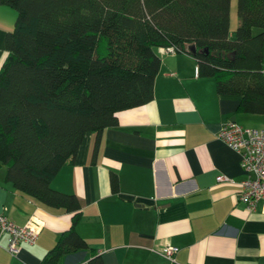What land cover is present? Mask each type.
I'll list each match as a JSON object with an SVG mask.
<instances>
[{
    "label": "trees",
    "instance_id": "obj_1",
    "mask_svg": "<svg viewBox=\"0 0 264 264\" xmlns=\"http://www.w3.org/2000/svg\"><path fill=\"white\" fill-rule=\"evenodd\" d=\"M0 4L17 12L0 64V169L19 192L72 216L40 264L90 249L76 228L81 199L52 188V178L74 163L87 133L99 136L120 111L152 100L161 67L155 47L189 53L218 93L241 97L237 113L264 115V0H237L232 38L231 0ZM102 263L97 255L88 264Z\"/></svg>",
    "mask_w": 264,
    "mask_h": 264
},
{
    "label": "crops",
    "instance_id": "obj_2",
    "mask_svg": "<svg viewBox=\"0 0 264 264\" xmlns=\"http://www.w3.org/2000/svg\"><path fill=\"white\" fill-rule=\"evenodd\" d=\"M17 12L0 4V64L6 35ZM161 58L152 100L119 112L118 124L98 136L89 132L74 163L53 177L57 191L76 194L83 204L76 227L90 249L65 256L63 264H264V209L237 202L247 176L240 154L218 135L233 116L245 126H264V115L237 113L240 96L217 92L215 78L200 75L189 53L155 47ZM3 170L1 167L0 171ZM118 178L111 189V175ZM0 177V214L23 226L41 228L35 244L12 256L0 231V264H40L71 215L40 204ZM179 247L176 260L158 253Z\"/></svg>",
    "mask_w": 264,
    "mask_h": 264
},
{
    "label": "built area",
    "instance_id": "obj_3",
    "mask_svg": "<svg viewBox=\"0 0 264 264\" xmlns=\"http://www.w3.org/2000/svg\"><path fill=\"white\" fill-rule=\"evenodd\" d=\"M218 135L240 154L241 165L247 176L235 181L224 175H218L217 181L237 184L239 188L236 195L237 202L244 204L247 209L255 210L259 202L264 209V126H245L242 123L228 121L222 126ZM40 228V222L35 220L31 219L27 224L20 226L0 214V231L8 236L6 249L12 256L20 252L23 243L35 244ZM179 250L178 246L165 244L158 248V253L174 261Z\"/></svg>",
    "mask_w": 264,
    "mask_h": 264
},
{
    "label": "rangeland",
    "instance_id": "obj_4",
    "mask_svg": "<svg viewBox=\"0 0 264 264\" xmlns=\"http://www.w3.org/2000/svg\"><path fill=\"white\" fill-rule=\"evenodd\" d=\"M231 11H230V34L229 36L232 38L238 24L240 23L239 15H238V7H237V0H231ZM4 174L6 175V168L3 167V170L0 171V177H3Z\"/></svg>",
    "mask_w": 264,
    "mask_h": 264
},
{
    "label": "water",
    "instance_id": "obj_5",
    "mask_svg": "<svg viewBox=\"0 0 264 264\" xmlns=\"http://www.w3.org/2000/svg\"><path fill=\"white\" fill-rule=\"evenodd\" d=\"M235 120H236L235 116H233L232 119H230V121H233V122H236Z\"/></svg>",
    "mask_w": 264,
    "mask_h": 264
}]
</instances>
